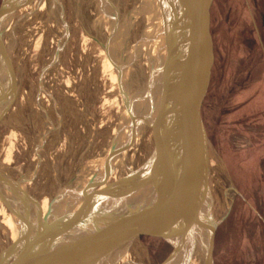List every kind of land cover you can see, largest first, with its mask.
I'll return each mask as SVG.
<instances>
[{
	"label": "rangeland",
	"instance_id": "rangeland-1",
	"mask_svg": "<svg viewBox=\"0 0 264 264\" xmlns=\"http://www.w3.org/2000/svg\"><path fill=\"white\" fill-rule=\"evenodd\" d=\"M28 1L30 4L0 0L1 39L15 75V90L0 103H6L0 113V187L18 211L17 192L29 199L31 207L32 201L41 202L46 196L49 200L77 166L87 167L108 143L121 107L116 103L117 87L111 85L105 67L107 53L111 51V58L125 65L129 92L141 95L144 87L136 67L135 46L136 34L145 23H138L137 16L136 22L131 20L133 23L127 25L126 12L136 7L146 14L152 0H111L100 35L95 27L103 15L98 0ZM211 36L214 64L202 121L211 170L210 195L203 204L204 210L209 206L207 213L218 224L213 262L264 264V244L257 230L261 219L255 213L242 216L243 206L239 209L237 205L243 203L236 187L247 160L238 149L244 144L250 148L251 141L243 137L244 130L239 128L242 121L226 120V111L237 105L235 95L252 82L261 84L264 80V0H222L211 21ZM101 42L107 43V49ZM137 86H141L139 90ZM147 151V139H141L136 162ZM179 233L180 239L183 233ZM9 238L0 213V249ZM161 246V240H145L138 264H162L171 251H158ZM78 252L75 261L82 255Z\"/></svg>",
	"mask_w": 264,
	"mask_h": 264
},
{
	"label": "water",
	"instance_id": "water-1",
	"mask_svg": "<svg viewBox=\"0 0 264 264\" xmlns=\"http://www.w3.org/2000/svg\"><path fill=\"white\" fill-rule=\"evenodd\" d=\"M221 1L181 0L180 13L188 15L187 28L182 24L178 27V21L174 24L182 35L180 50L164 70L155 114L145 131L151 148L139 162L135 161L141 140L137 127L145 125L146 115L130 116L143 106L138 104L140 100L132 103L125 65L117 64L107 53L117 72L121 105L115 130L100 154L87 167L77 166L49 196L44 212L39 202L15 211L0 189V197L17 225L16 237L0 251V264H76L77 252L82 250L87 257L83 264H138L147 239H161L171 246L162 263L166 264L182 258L177 235L186 228L194 232L193 255L198 262L214 264V223L207 248L203 243L206 223L201 209L207 197L210 167L202 109L214 64L211 21ZM2 58L10 68L13 92L14 69L0 33ZM2 97L0 92V103ZM126 114L130 116L127 125ZM73 188H77L76 193ZM71 192V202L63 205Z\"/></svg>",
	"mask_w": 264,
	"mask_h": 264
},
{
	"label": "bare ground",
	"instance_id": "bare-ground-1",
	"mask_svg": "<svg viewBox=\"0 0 264 264\" xmlns=\"http://www.w3.org/2000/svg\"><path fill=\"white\" fill-rule=\"evenodd\" d=\"M24 2L25 3L29 2V4H30V1H24ZM98 2L101 5V6L99 5V7L101 8L103 15H102V17L99 18L98 23L96 24L95 27H96V32L98 33V35H100L101 29H104V27H105L103 25L102 21H104V19L106 20V17L109 16L108 6L110 5L111 0H98ZM144 4H145V2H144ZM150 4H151V7H150V9H148V12L146 14H145V12L143 13V11L139 12L140 10H136L137 9L136 7H135L134 11H132V12L127 11L126 12L127 25L130 23L131 24L133 23V21H131V20H134V22H136L138 20V19H135V18H137V16H139V18H140L138 20V23H141V24L145 23L144 28L141 29L140 31H138L139 33L136 34L137 35V42H136V46H135V50L137 52V61H135V62H137L136 67L139 68V72H140L139 75L142 76V78L140 77V79H142L140 82H141V86L144 88L141 91H139V93L141 95H139L137 93L138 91L134 95L131 94V96L133 95L132 103L134 102L136 104L135 100H140L141 103L138 102V104H142L143 107H142V109L139 108L141 110H139V111L137 110L135 113L133 112L132 114H130V116H133L134 114L137 115L139 113H142L143 116L146 115L145 116V121H146L145 125L144 126L140 125L139 127H137V130H138V134H140V139H142V140H144L145 138L147 139V142H148V151L147 152H149V148H151V143L149 144V137L147 136L148 133L146 134L145 131H147V127L149 128V125L151 124V121H152L153 116L155 114V107L157 105V96H158L157 94L159 93L160 85L162 83V76H163L164 70H166L167 66L170 67L171 63L174 62L176 54H177V52H179L178 50H180L179 49V47H180L179 43H180V39H181L180 36L182 37V35H180L179 31L175 29L174 24H176V21H178L179 23H177V26L179 24H182L186 28H187V24H188V15L187 14L185 15V12L180 13V11L183 10V9L180 10L182 8L181 0H152ZM28 11H30V10H28ZM42 13H43V11H42ZM43 15H44V13H43ZM117 15H118V13H117ZM112 19L114 21L116 18H114V16H112ZM173 20H175V21H173ZM114 23H115V21H114ZM134 37H135V35H134ZM109 38H107V40ZM13 40H14V38H13ZM101 45H102L104 50H105V48L107 49V43L105 45V42H103V43L101 42ZM105 67H106V70L108 72V76L110 78L111 85L117 87L116 88V98H117L116 103H118V105H119L120 101H119V87H118L117 72L114 70L113 64L108 57L105 61ZM122 67H123V65H122ZM123 71L125 73L124 69H123ZM130 71H131V75H134V71H132V70H130ZM10 73L11 72H10L9 66L7 65V60L5 58H2L0 60V92L3 94L2 98H5L11 92V80H12V78H11ZM136 73H138V71H136ZM6 74L10 75L9 79L7 77L8 75H6ZM139 75H137V76H139ZM73 78H75V76H73ZM143 82H144V84H143ZM138 85H140V84H138ZM141 86H137L136 89L138 87H141ZM138 90H139V88H138ZM132 92H133V90H132ZM9 106H10V104H9ZM5 107H6V103L0 104V113H1V111H3L5 109ZM120 107H121V105H120ZM126 116H127V118H126ZM130 116H129V114L125 115V119H124L126 121L125 125H127V122L129 120ZM52 124H53V122H52ZM51 126H53V125H51ZM54 128H55V126H54ZM100 150H101V148H100ZM207 157H208V152H207ZM113 161L114 160H112V162ZM135 161H136V157H135ZM84 162H85V160H84ZM208 162H209V159H208ZM102 163H103V161L101 162V164ZM31 176L33 178L34 175H31ZM199 176H200L199 180L201 179L200 182L202 183V177H203L202 173H201V175L199 174ZM0 189L3 192L1 187H0ZM76 189L77 188H75V189L73 188L74 191L73 190L72 191L74 193H76L75 192V191H77ZM203 190H204V188L202 187V184L199 183V192L203 193L204 192ZM73 192H71L68 195L67 199L65 200L66 201L65 203L68 204L71 202V201L69 202V199L73 196V194H72ZM18 193L19 192H17V194ZM17 194L15 195L16 196L15 202H16V204H17V202H20L21 210L18 211V209H15L14 204H13L14 206L12 209H14L15 211L21 212L22 208H26V207L30 206L29 203H31V202L29 201V199L27 197L21 198L20 195H17ZM208 194L210 195V192L209 193L207 192V197L209 196ZM207 197H205V200ZM147 198H149V197H147ZM12 202H14V201L12 200ZM39 203L41 204L42 211H43L44 208H46L47 203H48L47 196L44 197L42 199V201ZM204 203H205V201H204ZM32 204L34 207L36 205V202L32 201ZM208 207L209 206L206 205L207 210H208ZM201 210H202L201 213L203 215L202 218L206 223V228L204 231L205 232L204 234H206V236L203 234V237L205 236L204 238H205L206 243L205 242H203V243H204L205 247L207 248V246H208L207 241L210 238L209 229L211 230L213 220H212L211 216L209 215V213H207L208 211L204 210V204L202 205ZM8 212L5 210V207L0 204L1 223L9 231V234H10L9 239L13 240L16 237L17 225H16L15 221L13 220V215L10 212L9 213ZM132 212H133V210H132ZM117 217H118V215H117ZM186 220H187V222H189V220H191V219H186ZM193 237H194V232L192 231V229L186 228L185 231H183V236L180 238V246H181V250L183 251V255H181L182 258L181 259L177 258L175 260L172 259V260L168 261L166 264H200V263H198L197 257H196L197 261L195 260L194 257H192V258L190 257V256H192L193 250L195 248V243H194ZM93 249H95V248H93ZM82 255H83V261L85 262L87 260V257L84 254V250H82ZM82 255L78 257L77 261H75L76 264L77 263L78 264L84 263L82 261Z\"/></svg>",
	"mask_w": 264,
	"mask_h": 264
},
{
	"label": "crops",
	"instance_id": "crops-1",
	"mask_svg": "<svg viewBox=\"0 0 264 264\" xmlns=\"http://www.w3.org/2000/svg\"><path fill=\"white\" fill-rule=\"evenodd\" d=\"M261 91L263 94H261ZM233 100H235L237 105H235V109L226 111V120L232 122L237 118V120L242 121L239 124V128L244 130L242 132L244 134L243 137L247 141H251L249 143L250 148L247 147L248 144H244L242 145V150L238 149L239 152H242L243 156L246 154L247 160L244 163L246 166L239 173V180L241 179L239 181L240 185L236 187L240 191L238 194L241 195L243 203L237 205L239 209L241 205L243 206L240 209L242 216L248 213L250 215L255 213L254 215L259 216L261 220L257 227L258 232H260L258 238L261 237L260 241L264 244V80H262L261 84L260 81L258 83L252 82L250 86L239 91ZM247 126L250 129H246ZM250 165L252 168L249 167ZM217 227L218 224L216 223L213 239V255L217 248ZM247 243H243L242 245L246 246ZM190 257H194L196 260L193 254Z\"/></svg>",
	"mask_w": 264,
	"mask_h": 264
},
{
	"label": "flooded vegetation",
	"instance_id": "flooded-vegetation-1",
	"mask_svg": "<svg viewBox=\"0 0 264 264\" xmlns=\"http://www.w3.org/2000/svg\"><path fill=\"white\" fill-rule=\"evenodd\" d=\"M161 241H163V240H161ZM163 243H164V247L163 246H161V247H158V251H162V249H165V248H169L170 249V251H171V246L170 245H168L166 242H164L163 241Z\"/></svg>",
	"mask_w": 264,
	"mask_h": 264
},
{
	"label": "trees",
	"instance_id": "trees-1",
	"mask_svg": "<svg viewBox=\"0 0 264 264\" xmlns=\"http://www.w3.org/2000/svg\"><path fill=\"white\" fill-rule=\"evenodd\" d=\"M158 240H161V239H158Z\"/></svg>",
	"mask_w": 264,
	"mask_h": 264
}]
</instances>
